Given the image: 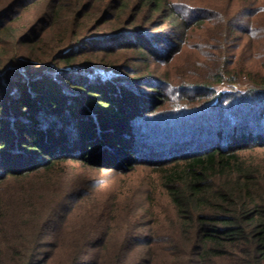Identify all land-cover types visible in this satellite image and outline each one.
<instances>
[{"label": "trees", "instance_id": "16d2710c", "mask_svg": "<svg viewBox=\"0 0 264 264\" xmlns=\"http://www.w3.org/2000/svg\"><path fill=\"white\" fill-rule=\"evenodd\" d=\"M43 1L0 2V264H264V157L247 154L264 153V70L227 58L223 44L236 32L220 30L229 12L169 0ZM214 15L218 55L209 65L176 73L179 81L145 71L150 60L171 65L191 28ZM176 35L178 46L166 42ZM153 43L166 49L156 52ZM134 52L140 57L132 62ZM131 112L146 141L152 133L165 140L141 151L162 168L168 210L151 199L148 223L136 226V209L118 212L115 196L112 212L85 206L87 221L75 235L66 232L91 193L88 175L72 168L46 208L58 168L129 164L123 150L140 152L127 139Z\"/></svg>", "mask_w": 264, "mask_h": 264}, {"label": "rangeland", "instance_id": "374dc122", "mask_svg": "<svg viewBox=\"0 0 264 264\" xmlns=\"http://www.w3.org/2000/svg\"><path fill=\"white\" fill-rule=\"evenodd\" d=\"M5 1V0H4ZM174 5L183 6L186 8H206L213 7L214 13L223 15L224 12H229L230 19L228 18V21L224 22L222 25L221 31H225L229 29V35L234 34L235 37H232L229 41L226 40L224 42L223 46L226 50L227 58L230 62L234 63L237 61L240 65H247L248 67L262 71L264 70V0H169ZM0 2H3V0H0ZM46 2V0L43 1V3ZM41 7V4L40 6ZM183 9V8H182ZM174 8L172 6L167 7L166 9H163L162 13L156 15H168L169 12H172ZM209 10V9H208ZM199 14L198 11H194L191 15V18L193 15ZM38 13L34 14L32 19L38 18ZM181 16V15H180ZM186 16L185 18H187ZM217 17V19H216ZM31 19V20H32ZM171 21L173 19H170L166 21L165 28L168 29L170 26H172ZM251 21V24L249 27H246V24ZM220 21H218V16L214 15L213 20L211 22H208L203 27L195 26L194 28H191L190 32L184 37V43L182 42V50L179 52V57L177 60L173 61L171 65H162L157 64L154 62V64H151L153 60H150L148 62L147 67H143L145 71L150 69L152 73H154L157 76H163V75H169L172 74L173 78L176 79V81H179L180 77L175 75L176 73L184 74L187 72V70H190V67L197 65L203 68L204 65H209L210 58L214 53L216 55V44H215V38L217 35L218 27L216 26ZM230 22V23H229ZM94 26V25H93ZM216 26V27H215ZM216 28V31H213V28ZM245 27V30L243 33H239L238 29H242ZM184 26H179L177 28V35L179 37V34H184ZM119 31L117 28L114 31ZM159 30V27L156 28L152 27L151 31L156 32ZM251 31L250 35L247 36V31ZM113 31V30H112ZM110 32V31H109ZM186 33V32H185ZM106 34V33H105ZM177 35L174 38H170L169 36H164L166 39V42H174L175 45H179V40L176 39ZM145 45L148 48V40L145 39ZM161 41V40H159ZM223 41V40H222ZM228 41V42H227ZM161 43V42H160ZM157 43L152 44V48L156 50V52H159L160 50H164L166 48L163 47V45ZM165 43V42H164ZM7 49L8 48H3ZM148 52L147 50L141 49V55L145 54V52ZM148 56H151L148 54ZM21 59H28V55L20 54L18 56ZM128 57V56H127ZM138 52H134L131 54L130 58L134 59L133 61H137L139 58ZM142 57V56H141ZM113 57L108 56V54L105 56V61H111ZM231 63V64H232ZM141 64V63H140ZM139 64L138 67H141ZM234 67V66H233ZM238 68V67H237ZM239 69V68H238ZM204 73V71L202 72ZM124 74H128V72H124ZM186 77H192V74L187 75ZM234 87L236 89H245L247 87V84L244 83H236L234 84ZM225 87H221L220 89H224ZM146 92L145 95L149 94L148 90L145 88L144 90ZM7 113V111H4L3 114ZM131 118L127 119L130 124L125 122V125L129 127V129L126 130V134L128 136V140L131 141L130 143L132 146L137 143L140 145V152L137 154L138 156L132 157L130 156V148H127L123 150V152L126 154L127 159L129 157L131 165L135 164V161H138L139 164L134 165L132 168L129 164H120L118 169H115V167H111L108 169H90L85 168L81 165L77 164H69L67 166L60 165L57 171L60 172L61 178H57V182L52 181L55 185V194H52L48 197H50V200L47 202V207L50 206V201L54 199V196L58 194V189H62L65 186V183L69 180L68 174L71 171L72 168H80L78 170L80 174L88 175L87 178V186L86 190H88L89 193H91V197L86 199L85 201L81 202L77 207H75V211L71 213L74 217L71 218L69 222L65 224V231H73L72 228H74V231L72 232L73 235H75L78 231L79 226L84 225V223L87 221L86 216L89 213V210H96L100 213L109 214L113 211V205H114V197L120 196L121 197V203L122 207L118 210L120 212L124 209V213L127 215L128 211L126 209L127 205L133 210L136 209V213L134 215V219H137L136 226L137 225H146L149 221V217L146 216V212L148 211L149 203L151 202V199L153 201H158L160 206L159 212L165 213L168 208L166 207L167 201L165 200V191L162 188V180H161V174L162 172H159L161 167H158L154 163H150L151 161V153H143L141 151L142 148L146 151H152V149H155V146H159V148L163 145L165 140H163L160 135L158 134H148V139L146 141V135L142 134L139 135V131L137 127H133V119L135 116V113L131 112ZM164 125V124H163ZM134 129H133V128ZM153 132H157L156 130H153ZM132 139V140H130ZM133 151H139L138 149ZM122 152V153H123ZM249 153L248 157L252 158H263L264 153H262V150L252 151V153ZM158 154V153H157ZM37 155V154H36ZM38 156V155H37ZM40 157V156H38ZM158 157V156H157ZM161 158V157H159ZM40 159V158H39ZM137 159V160H136ZM144 159L147 160V163H144ZM141 160V161H139ZM66 176V177H65ZM90 203V204H88ZM93 203V205L91 204ZM89 205H92L93 207L90 208ZM89 208V210L86 212V207ZM84 210V211H83ZM102 211V212H101ZM141 216V217H140ZM140 217V219H139ZM98 228L100 225H97ZM70 242V240H69ZM64 252L60 253L56 261L57 262L60 258H64ZM134 257H136V254H134ZM137 261V260H135ZM56 264V263H55Z\"/></svg>", "mask_w": 264, "mask_h": 264}]
</instances>
